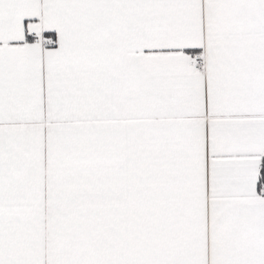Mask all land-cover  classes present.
Listing matches in <instances>:
<instances>
[{
  "label": "snow or ice",
  "instance_id": "1",
  "mask_svg": "<svg viewBox=\"0 0 264 264\" xmlns=\"http://www.w3.org/2000/svg\"><path fill=\"white\" fill-rule=\"evenodd\" d=\"M0 264H264V0H0Z\"/></svg>",
  "mask_w": 264,
  "mask_h": 264
}]
</instances>
